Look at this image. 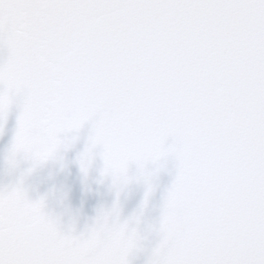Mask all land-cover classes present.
Instances as JSON below:
<instances>
[{
    "label": "water",
    "instance_id": "1",
    "mask_svg": "<svg viewBox=\"0 0 264 264\" xmlns=\"http://www.w3.org/2000/svg\"><path fill=\"white\" fill-rule=\"evenodd\" d=\"M0 264H264V0H0Z\"/></svg>",
    "mask_w": 264,
    "mask_h": 264
}]
</instances>
